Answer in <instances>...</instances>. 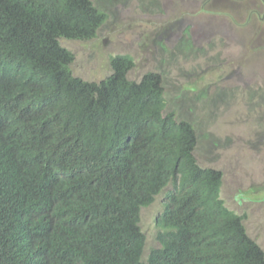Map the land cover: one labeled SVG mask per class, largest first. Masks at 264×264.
Masks as SVG:
<instances>
[{
  "label": "trees",
  "instance_id": "obj_1",
  "mask_svg": "<svg viewBox=\"0 0 264 264\" xmlns=\"http://www.w3.org/2000/svg\"><path fill=\"white\" fill-rule=\"evenodd\" d=\"M106 18L91 0H0V264H264L159 74L129 80L128 56L99 82L72 74L60 41ZM164 189L143 259L140 210Z\"/></svg>",
  "mask_w": 264,
  "mask_h": 264
},
{
  "label": "rangeland",
  "instance_id": "obj_2",
  "mask_svg": "<svg viewBox=\"0 0 264 264\" xmlns=\"http://www.w3.org/2000/svg\"><path fill=\"white\" fill-rule=\"evenodd\" d=\"M107 16L87 41L61 40L72 74L99 82L128 56L127 78H162L165 113L192 124L194 156L222 174L220 198L264 253V0H91ZM164 189L141 208L142 258L158 247Z\"/></svg>",
  "mask_w": 264,
  "mask_h": 264
}]
</instances>
